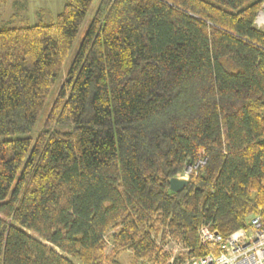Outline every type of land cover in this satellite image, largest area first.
Wrapping results in <instances>:
<instances>
[{"label":"trees","instance_id":"1","mask_svg":"<svg viewBox=\"0 0 264 264\" xmlns=\"http://www.w3.org/2000/svg\"><path fill=\"white\" fill-rule=\"evenodd\" d=\"M95 1L0 21V264H138L160 232L202 256V224L264 221V0H99L81 35Z\"/></svg>","mask_w":264,"mask_h":264},{"label":"rangeland","instance_id":"2","mask_svg":"<svg viewBox=\"0 0 264 264\" xmlns=\"http://www.w3.org/2000/svg\"><path fill=\"white\" fill-rule=\"evenodd\" d=\"M22 1L26 2L27 5H24ZM67 0H0V21L10 22L8 23L10 26L20 27L25 25H33L37 23H50L56 20L57 16L62 12ZM99 0H96L93 4L92 10L87 17V20L82 28L81 35H83L85 28L89 24V21L92 17L94 10L98 5ZM21 5H23L24 9H22ZM43 7L46 12H36V8ZM71 57L66 61L61 78L57 83L51 98L49 106L44 111L41 120L36 128V131L33 133V136H36L37 132L42 128L50 106L54 98L56 97L57 91L61 85V83L65 80L67 75V69L70 64ZM254 216V214H250L247 217V221ZM32 235L39 238L37 235L31 233ZM155 240L157 241L158 247L161 248V255L159 258L151 259H142L138 264H192L196 257L200 255L191 254V249L184 247V245L177 240H174L171 236H167L165 239L162 238V232L158 235L154 234ZM199 237V233H198ZM107 240V250L106 254L109 255L112 250V244L110 237L106 238ZM200 242V240H199ZM201 245V243H199ZM203 247V246H202ZM205 249V248H204ZM206 251V249H205ZM132 251L128 250L121 255V261L123 264H135L133 262ZM169 255V258L165 261L164 255Z\"/></svg>","mask_w":264,"mask_h":264},{"label":"built area","instance_id":"3","mask_svg":"<svg viewBox=\"0 0 264 264\" xmlns=\"http://www.w3.org/2000/svg\"><path fill=\"white\" fill-rule=\"evenodd\" d=\"M255 26L264 32V2L255 18ZM203 164L204 161L188 166L177 177L189 179ZM198 233L206 253L196 257L192 264H264V221L259 214L228 236L212 230L207 224H202Z\"/></svg>","mask_w":264,"mask_h":264},{"label":"water","instance_id":"4","mask_svg":"<svg viewBox=\"0 0 264 264\" xmlns=\"http://www.w3.org/2000/svg\"><path fill=\"white\" fill-rule=\"evenodd\" d=\"M189 184V179L173 177L169 180L170 189L174 192L182 191Z\"/></svg>","mask_w":264,"mask_h":264},{"label":"crops","instance_id":"5","mask_svg":"<svg viewBox=\"0 0 264 264\" xmlns=\"http://www.w3.org/2000/svg\"><path fill=\"white\" fill-rule=\"evenodd\" d=\"M22 3H24V5H27V3L26 2H24V1H22ZM21 7H22V9H24L23 7V5H21ZM36 12H46L45 11V9L43 8V7H39V8H36Z\"/></svg>","mask_w":264,"mask_h":264}]
</instances>
